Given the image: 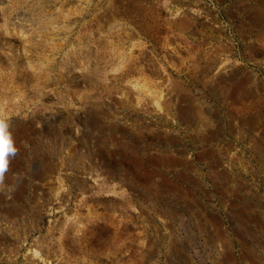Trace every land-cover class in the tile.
I'll list each match as a JSON object with an SVG mask.
<instances>
[{
    "label": "rangeland",
    "instance_id": "374dc122",
    "mask_svg": "<svg viewBox=\"0 0 264 264\" xmlns=\"http://www.w3.org/2000/svg\"><path fill=\"white\" fill-rule=\"evenodd\" d=\"M0 119V264H264V0H0Z\"/></svg>",
    "mask_w": 264,
    "mask_h": 264
},
{
    "label": "clouds",
    "instance_id": "9594fccd",
    "mask_svg": "<svg viewBox=\"0 0 264 264\" xmlns=\"http://www.w3.org/2000/svg\"><path fill=\"white\" fill-rule=\"evenodd\" d=\"M17 154L12 133L6 120L0 119V174L7 171L10 158Z\"/></svg>",
    "mask_w": 264,
    "mask_h": 264
},
{
    "label": "bare ground",
    "instance_id": "6f19581e",
    "mask_svg": "<svg viewBox=\"0 0 264 264\" xmlns=\"http://www.w3.org/2000/svg\"><path fill=\"white\" fill-rule=\"evenodd\" d=\"M244 189H247V188H244ZM200 226V225H199ZM203 228V227H202Z\"/></svg>",
    "mask_w": 264,
    "mask_h": 264
}]
</instances>
